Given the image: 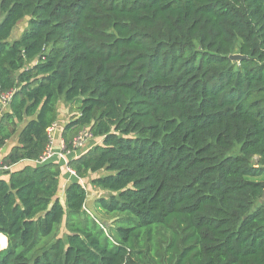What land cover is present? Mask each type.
I'll return each instance as SVG.
<instances>
[{"label":"trees","instance_id":"1","mask_svg":"<svg viewBox=\"0 0 264 264\" xmlns=\"http://www.w3.org/2000/svg\"><path fill=\"white\" fill-rule=\"evenodd\" d=\"M0 18V165L40 161L62 98L65 149L101 140L67 167L105 173L93 211L115 218L74 181L64 208L61 164L3 172L0 264H264V0H0Z\"/></svg>","mask_w":264,"mask_h":264},{"label":"rangeland","instance_id":"2","mask_svg":"<svg viewBox=\"0 0 264 264\" xmlns=\"http://www.w3.org/2000/svg\"><path fill=\"white\" fill-rule=\"evenodd\" d=\"M28 20H29V17H25L20 22H18V24L16 25V27L12 31L11 40L17 39L20 36L22 31L27 27ZM57 112L59 115L58 122L56 123V125L58 127L57 129H59V127L64 126L65 123L71 121L77 115L76 107H74L72 105L65 104L62 98L58 102ZM100 142H101L100 139L90 141V142H88L87 146L99 144ZM63 174L67 175L68 176L67 178H70V180H72L74 182H78L85 189L87 199H86V202L84 204V209H86L90 213V215H92L98 221L104 222L108 227H110L114 223L115 218H110V217H107L103 214H97L96 212L93 211V205H94V202L98 198L107 199L111 194L105 190H101L99 188H95V187H92L90 185L91 179H93L97 176L105 175V173L103 171H101V172H98L95 174H88L85 179H77L74 176H70L68 173L65 174V172ZM258 180L264 181V177L259 178ZM65 184H66V181L62 180L61 184H60L61 186L59 185V190H58L59 191L58 198H59V201L64 208H65V203H64L63 197L61 196V193H62V189L64 188ZM66 234L67 233H66L65 227L62 223L56 232V237H61L64 239Z\"/></svg>","mask_w":264,"mask_h":264},{"label":"built area","instance_id":"3","mask_svg":"<svg viewBox=\"0 0 264 264\" xmlns=\"http://www.w3.org/2000/svg\"><path fill=\"white\" fill-rule=\"evenodd\" d=\"M12 96V93H7L5 95H2L0 98V104L2 108H5L8 101L10 100ZM57 125L54 123L48 130V137H49V145L46 148V151L44 152L43 156L41 157L39 162H34L33 165L43 164L46 162H55L58 164H61L66 173H68L70 176H75L74 172L68 169L67 163L70 158H76L81 153L85 152L86 150L91 149L94 145H88V142L97 140L98 138L93 137L87 130L80 133L75 139H73L71 143V149L66 150L65 146L63 144V141L59 137V139L56 140V137L54 138V132H56ZM96 145V144H95ZM11 168L2 167L0 165V173L10 171ZM86 212H88L86 209H84ZM2 249V248H0Z\"/></svg>","mask_w":264,"mask_h":264},{"label":"crops","instance_id":"4","mask_svg":"<svg viewBox=\"0 0 264 264\" xmlns=\"http://www.w3.org/2000/svg\"><path fill=\"white\" fill-rule=\"evenodd\" d=\"M58 117L59 115L57 114V120H56V123L58 122ZM63 127V126H62ZM62 127H59V129L56 128V132H54V138L56 137V140L59 139V137L61 136V130H62ZM21 129V127H19V130ZM18 130V132H19ZM12 142V143H11ZM17 143V137H13L12 139H10L3 148L0 149V161L3 157H5L10 149L15 146ZM33 163H30V162H22L14 167H12L10 169V172L11 171H17L18 169L22 168L23 166L25 165H32ZM66 174V173H65ZM68 176L67 175H64L62 174L59 178V185L61 184V181L62 180H65L66 181V184L64 186V188L62 189V193H61V196L64 197V191L66 189V187L71 183L73 182L72 180H70V178H67ZM0 179H3V180H7L8 179V175H5L3 172L0 173ZM61 186V185H60ZM2 236V235H1ZM3 237V236H2Z\"/></svg>","mask_w":264,"mask_h":264},{"label":"water","instance_id":"5","mask_svg":"<svg viewBox=\"0 0 264 264\" xmlns=\"http://www.w3.org/2000/svg\"><path fill=\"white\" fill-rule=\"evenodd\" d=\"M229 59L233 62H236V61H241L243 59V57L239 56V55H232L229 57ZM263 198H264V195H263Z\"/></svg>","mask_w":264,"mask_h":264},{"label":"bare ground","instance_id":"6","mask_svg":"<svg viewBox=\"0 0 264 264\" xmlns=\"http://www.w3.org/2000/svg\"><path fill=\"white\" fill-rule=\"evenodd\" d=\"M6 247V238L0 235V248L4 249Z\"/></svg>","mask_w":264,"mask_h":264}]
</instances>
